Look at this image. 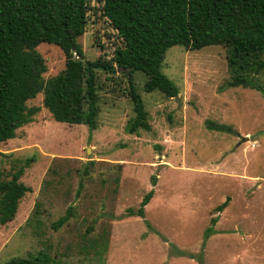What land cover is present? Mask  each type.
Masks as SVG:
<instances>
[{
  "label": "rangeland",
  "instance_id": "obj_1",
  "mask_svg": "<svg viewBox=\"0 0 264 264\" xmlns=\"http://www.w3.org/2000/svg\"><path fill=\"white\" fill-rule=\"evenodd\" d=\"M102 7L103 0H88L78 39L87 61L111 60L122 47ZM35 52L44 61V81L63 70L57 47L43 44ZM161 71L177 99L146 93L143 74L132 76L149 132L125 131L133 111L121 75L99 73L92 131L53 121L42 94L27 103L39 109L33 122L0 144V179L10 180L31 160L20 178L31 192L15 219L0 226V264L39 254L49 264H264V95L227 87L219 46H174ZM149 191L144 218L127 216ZM69 208L73 217L54 230Z\"/></svg>",
  "mask_w": 264,
  "mask_h": 264
},
{
  "label": "trees",
  "instance_id": "obj_2",
  "mask_svg": "<svg viewBox=\"0 0 264 264\" xmlns=\"http://www.w3.org/2000/svg\"><path fill=\"white\" fill-rule=\"evenodd\" d=\"M102 8L122 47L111 60L87 61L78 39L85 32L88 0H0V144L14 139L18 129L33 122L39 109L27 103L40 94L53 121L95 130L100 112L99 73L121 75L128 82L133 118L125 126L127 134L149 132L148 113L132 76L143 74L146 93L177 97L178 89L161 71L165 53L174 46L186 51L224 48L230 76L227 87L264 95V0H103ZM43 44L57 47L64 56L63 70L46 81L44 61L35 52ZM208 128L228 131L213 124ZM30 162L26 160L10 180L0 179V226L15 219L19 202L31 192L20 182ZM152 197L153 191H149L139 209H128L127 216L144 218V207ZM228 202L226 198L216 211L221 212ZM71 217L69 208L53 229ZM211 222L215 225L216 219ZM4 264H49V260L39 254L12 258Z\"/></svg>",
  "mask_w": 264,
  "mask_h": 264
},
{
  "label": "water",
  "instance_id": "obj_3",
  "mask_svg": "<svg viewBox=\"0 0 264 264\" xmlns=\"http://www.w3.org/2000/svg\"><path fill=\"white\" fill-rule=\"evenodd\" d=\"M176 98V97H175ZM177 99V98H176Z\"/></svg>",
  "mask_w": 264,
  "mask_h": 264
}]
</instances>
